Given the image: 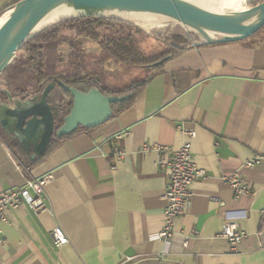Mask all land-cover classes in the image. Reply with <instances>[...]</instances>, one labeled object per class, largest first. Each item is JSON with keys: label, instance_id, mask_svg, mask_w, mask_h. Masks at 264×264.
Returning a JSON list of instances; mask_svg holds the SVG:
<instances>
[{"label": "crops", "instance_id": "crops-1", "mask_svg": "<svg viewBox=\"0 0 264 264\" xmlns=\"http://www.w3.org/2000/svg\"><path fill=\"white\" fill-rule=\"evenodd\" d=\"M27 100L0 101V120L7 106ZM2 136L20 142L0 121V193L29 178ZM188 139L206 176L193 184L168 244L156 237L165 225L168 177L157 165L158 152L143 147L176 150ZM116 147L125 151L118 163ZM259 156V163L246 165ZM31 173L54 175L46 189L49 207L24 204L0 220V264H264V29L170 58L128 109L61 140ZM234 173L249 181L251 195L235 197L223 179ZM227 213L246 234L235 248L219 236ZM56 228L67 243H55Z\"/></svg>", "mask_w": 264, "mask_h": 264}, {"label": "water", "instance_id": "water-1", "mask_svg": "<svg viewBox=\"0 0 264 264\" xmlns=\"http://www.w3.org/2000/svg\"><path fill=\"white\" fill-rule=\"evenodd\" d=\"M62 4H70L84 12L57 23L79 16L96 15L123 20L139 27L132 21L107 13L115 10L170 16L177 20V24L186 29L189 27L188 30L200 36L201 41L195 42V46L244 40L264 27V0L246 7L237 15L217 13L187 0H20L9 10L8 17L0 26V75L13 62L23 45L43 30L34 32L41 19L52 8ZM210 31L215 37L210 36ZM54 87V82L48 84L39 100L32 98L7 106L1 118L3 127L9 128L28 150L33 151L32 158L44 154L54 136L60 138L69 135L80 126L91 129L104 124L112 117V104L130 98V95H104L98 88H92L87 93L68 88L74 98L73 106L64 123L56 128L54 111L48 101ZM9 99L14 100L11 96Z\"/></svg>", "mask_w": 264, "mask_h": 264}, {"label": "trees", "instance_id": "trees-1", "mask_svg": "<svg viewBox=\"0 0 264 264\" xmlns=\"http://www.w3.org/2000/svg\"><path fill=\"white\" fill-rule=\"evenodd\" d=\"M18 1L20 0H14L4 7H1L0 18L14 7ZM260 1L262 0H251L250 3L256 5ZM61 27L77 29L78 35L89 36L98 42L108 56L113 57L118 62L145 68L147 70L146 77L141 81L131 83L123 89L114 90L105 85L100 77L89 74H57V76L48 74L45 71L46 55L42 53V49L67 40L75 56H78L80 51V46L76 45L75 40L61 34ZM263 29L264 27L253 36L260 34ZM139 34H143L141 28L132 23L115 18L79 16L63 20L58 25L48 28L30 38L18 51L13 62L0 75V101L7 102L9 96L13 99L21 96L30 99L37 98L39 100L46 86L54 82L55 87L50 91L48 101L54 111L56 128H59L64 123L73 106L74 98L68 91V88H76L85 93L89 92L92 88H98L104 95H130L128 100L112 104L113 114L111 118H114L134 103L153 75L164 71V66L170 58L193 47L185 35L169 32L162 36V39L160 38V41L168 49L158 55L149 56L141 48ZM20 54L23 55L21 59H24L21 65L18 64V56ZM26 67L31 68V70L26 72ZM84 129L89 130L90 128L80 126L69 135L60 138L54 136L45 153L35 158H32L33 151L28 150L23 142H18V140L9 142L2 137L18 156L21 163L32 171L45 161L59 146L61 140L69 138Z\"/></svg>", "mask_w": 264, "mask_h": 264}, {"label": "built area", "instance_id": "built-area-1", "mask_svg": "<svg viewBox=\"0 0 264 264\" xmlns=\"http://www.w3.org/2000/svg\"><path fill=\"white\" fill-rule=\"evenodd\" d=\"M65 102V100H63ZM188 137L193 138L196 135L194 130L185 131ZM129 132L125 131L117 135V139L127 136ZM154 148L158 152L157 165L166 172L168 181L166 184L164 198L165 206V225L162 231L156 235L157 238L163 239L170 244L174 235V221L186 212L188 205L193 197V184L200 178L206 176L204 169L198 167L192 152V143L190 139L186 140L179 149H173L171 146L154 144L145 145L144 151ZM125 151L120 147H116L113 152L115 163H118L124 156ZM261 157H257L246 162L247 166H254L261 161ZM116 168V165L113 166ZM27 176L29 177L25 184L20 187H13L3 190L0 193V220L7 221L8 211L18 209L24 204L29 205L35 211H44L48 209L49 203L46 196V189L50 182L54 179L52 173L42 176H33L31 171L25 167ZM223 179L233 189L236 198L243 195H251L253 188L249 181L239 173L224 176ZM196 230L194 234H198ZM244 230L240 227L235 218L227 213V221L224 223L219 236L224 237L235 248L239 245L244 237ZM55 243L60 246L68 242L67 236L60 228H56L53 233ZM189 236L185 237L184 245L187 246ZM159 257H164V253Z\"/></svg>", "mask_w": 264, "mask_h": 264}, {"label": "rangeland", "instance_id": "rangeland-1", "mask_svg": "<svg viewBox=\"0 0 264 264\" xmlns=\"http://www.w3.org/2000/svg\"><path fill=\"white\" fill-rule=\"evenodd\" d=\"M13 1L14 0H0V7H4ZM253 5L254 4H251L250 2L247 3V7H251ZM7 13H9V11L5 14ZM58 24L59 23H56L52 26L46 27L42 31ZM69 28L61 27L60 32L65 37H71L75 40L77 43L76 45L80 46L79 54L78 56H75V53L72 51V48L67 40L61 41L56 45L53 44L50 47H45L42 49V53L46 55L45 71L48 74L56 76L57 74H89L100 77L104 81L105 85L114 90L123 89L131 83L141 81L146 77L147 70L145 68L130 66L116 61L113 57L108 56L106 52L103 51L98 42L91 39L89 36L78 35L77 29ZM141 30L143 31V34H139L141 48L144 53L149 56L158 55L168 49V47L160 41V38L162 39V36L169 32L185 35L193 46H195V42L201 41L200 36H198L196 32L188 30L179 24H175V26L170 24L167 27L151 32L142 28ZM18 57V64L21 65L24 62V59H21V57L23 58V55L20 54ZM25 71L28 72L30 70L25 69Z\"/></svg>", "mask_w": 264, "mask_h": 264}, {"label": "bare ground", "instance_id": "bare-ground-1", "mask_svg": "<svg viewBox=\"0 0 264 264\" xmlns=\"http://www.w3.org/2000/svg\"><path fill=\"white\" fill-rule=\"evenodd\" d=\"M198 6L206 8L208 10L228 15H237L245 9L249 0H187ZM83 10L74 8L70 4H62L52 8L48 13L41 19L34 29L35 31H40L45 27H48L54 23H57L61 19L73 16L78 13H83ZM108 14H114L122 17L125 20L132 21L146 31H154L170 24L177 25V20L166 15L152 13V12H126L118 11L107 12ZM9 13L5 14L0 20V26L4 23ZM189 29V27H187ZM194 34V33H193ZM210 36L215 37L213 32H209Z\"/></svg>", "mask_w": 264, "mask_h": 264}]
</instances>
